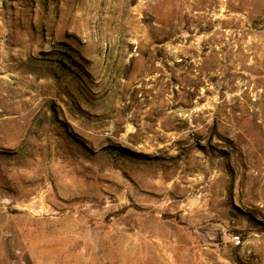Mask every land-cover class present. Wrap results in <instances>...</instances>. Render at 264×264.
Segmentation results:
<instances>
[{"label": "rangeland", "instance_id": "obj_1", "mask_svg": "<svg viewBox=\"0 0 264 264\" xmlns=\"http://www.w3.org/2000/svg\"><path fill=\"white\" fill-rule=\"evenodd\" d=\"M144 184L225 242L128 245ZM174 260L264 264V0H0V264Z\"/></svg>", "mask_w": 264, "mask_h": 264}, {"label": "crops", "instance_id": "obj_2", "mask_svg": "<svg viewBox=\"0 0 264 264\" xmlns=\"http://www.w3.org/2000/svg\"><path fill=\"white\" fill-rule=\"evenodd\" d=\"M158 176L153 177L156 181ZM145 181V179H144ZM187 186L181 192L182 197L173 200L165 194L159 198L152 194L150 188L143 185L138 190L136 203L139 208L136 214L127 212L124 226L132 228L127 231V244L136 242L138 251H188L195 247L208 256L217 250L218 245L225 242V230L228 228L230 216L227 215L223 191L214 193L210 188L198 198H187ZM157 187L152 190L154 193ZM232 218L231 228L237 229ZM194 229V230H193ZM108 237L112 233L106 232ZM166 264H181L176 260Z\"/></svg>", "mask_w": 264, "mask_h": 264}, {"label": "built area", "instance_id": "obj_3", "mask_svg": "<svg viewBox=\"0 0 264 264\" xmlns=\"http://www.w3.org/2000/svg\"><path fill=\"white\" fill-rule=\"evenodd\" d=\"M230 241L235 246L239 245V243H240V237H239V235L238 234L232 235Z\"/></svg>", "mask_w": 264, "mask_h": 264}]
</instances>
